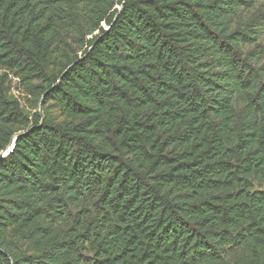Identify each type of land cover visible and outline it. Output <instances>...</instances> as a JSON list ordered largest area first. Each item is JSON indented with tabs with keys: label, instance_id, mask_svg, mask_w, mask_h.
Here are the masks:
<instances>
[{
	"label": "trees",
	"instance_id": "16d2710c",
	"mask_svg": "<svg viewBox=\"0 0 264 264\" xmlns=\"http://www.w3.org/2000/svg\"><path fill=\"white\" fill-rule=\"evenodd\" d=\"M263 34L264 0H0L42 104L0 78V264H264Z\"/></svg>",
	"mask_w": 264,
	"mask_h": 264
},
{
	"label": "rangeland",
	"instance_id": "374dc122",
	"mask_svg": "<svg viewBox=\"0 0 264 264\" xmlns=\"http://www.w3.org/2000/svg\"><path fill=\"white\" fill-rule=\"evenodd\" d=\"M261 2L262 1H260V3ZM259 44L264 51V34ZM262 63H264V58L262 59ZM1 77H4V79L7 80L8 83H6V85L7 84L9 85L11 94L19 101L20 106L22 108H24L29 113L42 112L41 102L39 101L38 103H35L34 99L31 96L24 94L21 91V83L19 82L18 79L14 78L13 75L6 73L3 70H0V78Z\"/></svg>",
	"mask_w": 264,
	"mask_h": 264
},
{
	"label": "water",
	"instance_id": "95a60500",
	"mask_svg": "<svg viewBox=\"0 0 264 264\" xmlns=\"http://www.w3.org/2000/svg\"><path fill=\"white\" fill-rule=\"evenodd\" d=\"M19 137V136H18ZM18 137H15L10 145V147L7 149L6 152H4L2 155H0V160H3L5 159L13 150V147H14V143L15 141L18 139Z\"/></svg>",
	"mask_w": 264,
	"mask_h": 264
}]
</instances>
